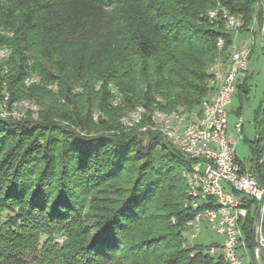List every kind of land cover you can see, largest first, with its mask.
<instances>
[{
    "label": "trees",
    "instance_id": "obj_1",
    "mask_svg": "<svg viewBox=\"0 0 264 264\" xmlns=\"http://www.w3.org/2000/svg\"><path fill=\"white\" fill-rule=\"evenodd\" d=\"M263 5L0 0L1 109L37 106L0 116V264H229L184 238L189 161L150 115H199L210 70L233 42L224 11L240 31L255 24L261 33ZM28 75L38 81L26 85ZM236 87L246 91V79ZM138 106L139 122L124 126ZM256 125L248 169L263 184L264 109ZM247 207L241 226L252 251L257 201Z\"/></svg>",
    "mask_w": 264,
    "mask_h": 264
},
{
    "label": "built area",
    "instance_id": "obj_2",
    "mask_svg": "<svg viewBox=\"0 0 264 264\" xmlns=\"http://www.w3.org/2000/svg\"><path fill=\"white\" fill-rule=\"evenodd\" d=\"M241 25L242 22L239 27H232L231 21V32L238 34ZM246 48L245 42L240 46L235 45V50L231 55L232 81H224V85L218 90V97H213L214 107L217 98H224L220 115H207V120L202 125H194L193 122L190 131H186L183 136H178L182 138V142H186V149H181L180 152L192 156L197 170V182L195 187H191L195 209L205 208V219L222 237L221 242L205 245L202 250L206 253L221 255L227 263L236 261V264H242V254L246 253L244 232L241 226L246 212L239 210V203L255 200L258 206L262 184L248 167L239 159H234L233 144L236 140L230 137L223 139V148H216V135H221L222 120L228 118V107L237 89L234 87V78H241V83L246 79L248 70V65H245ZM223 70L224 68L222 76ZM0 114L11 115L2 112L1 103ZM233 128L236 132L242 131L241 117L235 122ZM214 201L232 203L233 211L221 212L213 209ZM195 209L191 210L192 215L190 216L192 233H195L197 225ZM231 227L239 228V236H231ZM242 248L245 252L241 251ZM252 255L256 264H264V239L260 235H257V245L254 246Z\"/></svg>",
    "mask_w": 264,
    "mask_h": 264
},
{
    "label": "bare ground",
    "instance_id": "obj_3",
    "mask_svg": "<svg viewBox=\"0 0 264 264\" xmlns=\"http://www.w3.org/2000/svg\"><path fill=\"white\" fill-rule=\"evenodd\" d=\"M214 12L211 13L213 15ZM224 14L227 16V25L231 28V21H232V27H236L238 25V20L232 15H228L226 11H224ZM224 44V40L222 38H219L217 41V46L221 48ZM235 50V45L232 47V53ZM8 53L7 49L2 48L0 49V56H6ZM250 56V48H246V58H245V65H248V60ZM219 60V59H218ZM217 60V61H218ZM216 64V63H215ZM215 64L211 68V79L210 84L213 87L212 93L203 101L200 105V114H194L189 119L188 113L182 112L178 110H172L169 112L163 111L158 107H154L151 111L150 119H151V128L154 130H157L158 132H161L173 145L177 147V149L180 151L181 149H186V142H182V138L178 136H183L186 131H190L194 125H202L204 121L207 120V115L211 116H219L220 115V108L224 105V98H217L215 101V107L213 97H218V90L221 86L224 85V81H232V72H231V56H230V63L227 66L226 69L223 70V76L221 75L222 70H215ZM236 79L234 78V87H236ZM36 78L32 75H28L24 79V83L26 85L35 83ZM161 100V99H160ZM23 105L30 109L31 107H34L31 102L27 100H22ZM160 102V101H159ZM157 106V104H156ZM177 109V108H176ZM144 107L138 106L134 111L129 113L128 115H124L121 118V123L124 126H132L134 123L139 122L141 114L144 112ZM7 114H13V115H19V112H16V110H12L11 112H3ZM194 113V112H193ZM199 113V112H197ZM1 117H4L5 115L0 114ZM227 124H228V118H223L222 120V126H221V135H216V148H223V139L227 138ZM174 127V129H173ZM146 127H143V130H145ZM173 129V130H172ZM233 152H234V159H238L235 156V144H233ZM182 153V152H181ZM185 158L189 161V166L187 169H185L182 173L183 178L187 185V200L185 202V206H188L190 210L195 209V200L193 193L191 192V187H195V183L197 182V170L195 169V163L191 155H185L182 153ZM263 199L264 204V183L262 184V190L259 193L258 197V203L259 201ZM248 203H239V210L248 212ZM262 204V208H263ZM213 209L219 210L221 212H228L233 211V204L228 203V201H214L213 202ZM195 217L197 218V225L195 229V233L191 234L192 238H196L199 233L201 232V221L205 219V208H198L195 209ZM262 222V221H261ZM185 230H190L191 228V217L186 220L184 224ZM259 235L264 239V234L262 231H260ZM231 236H239V228L238 227H231ZM204 253L205 250H203ZM209 255H216L215 253H207ZM229 264H236V261H229Z\"/></svg>",
    "mask_w": 264,
    "mask_h": 264
},
{
    "label": "rangeland",
    "instance_id": "obj_4",
    "mask_svg": "<svg viewBox=\"0 0 264 264\" xmlns=\"http://www.w3.org/2000/svg\"><path fill=\"white\" fill-rule=\"evenodd\" d=\"M263 9H264V5H263ZM263 20H264V11H263ZM254 26L256 27L255 24ZM233 35L235 36L237 34H233ZM258 35L263 36V29L261 33L258 32ZM235 41H236V38H235ZM233 45H235L234 42H232L231 44L230 53L226 61H221L220 59L216 61V64L214 66L215 70H222L223 68L224 69L227 68V66L230 63V56H231ZM250 46H251V42L249 40L247 42L246 47L249 48ZM248 63H249L248 70L246 74L247 75L246 76L247 90L243 91L242 89L237 88L233 95L232 102L228 108V124H227V133H226L228 139L230 137L231 139L236 140L235 141V156L246 167H249L250 156H251V152L249 148V141L253 140L256 137V134H257L256 122L262 118L263 109H264V50H263L260 40H258L255 43L254 51L249 57ZM37 78L35 82L38 81ZM52 85L53 84H51L50 86ZM53 87L55 88V85ZM22 102L23 101L13 103L11 111L16 110V112H19V108H27L23 105ZM32 105L34 106L35 104L32 103ZM258 108H261V112H260V115H258L257 117L258 120H255V112ZM1 110L2 112L4 111L8 112L4 107ZM30 110H37V106L35 105L34 107H31ZM179 111H182V110H179ZM131 112L132 111L126 113L125 115H128ZM182 112L188 113L186 111H182ZM193 115L194 114L188 113L189 119L193 118L192 117ZM240 117L242 119V131L236 132L233 127H234L235 122ZM262 160H264L263 156H262ZM96 197H100V196H93V198H96ZM92 205H94V203ZM91 211L92 210L91 209L89 210L87 206V208L85 209V212L91 215L92 213ZM262 223H263V208H261L259 220L256 222V224L253 222V225H252V230L250 233L251 235L250 243L252 244V251L249 247L247 248L246 246V253L242 254V264H248L249 259H247L246 257L247 255L248 257L249 255L252 256L251 253H253V248H254L253 230L255 227L256 240H257V235H259L260 231H262ZM191 234H192L191 230L183 231L184 238L191 244L209 245L214 242L222 241L221 235L215 232V230L210 226V224L208 223L206 219H203L201 221V232L199 233V235L196 238H192ZM244 241H245V245H247L249 242V239L248 240L245 239V235H244ZM241 251L245 252L244 248H242Z\"/></svg>",
    "mask_w": 264,
    "mask_h": 264
},
{
    "label": "crops",
    "instance_id": "obj_5",
    "mask_svg": "<svg viewBox=\"0 0 264 264\" xmlns=\"http://www.w3.org/2000/svg\"><path fill=\"white\" fill-rule=\"evenodd\" d=\"M235 38H236V41H235ZM232 39H233L234 44L237 45V46L242 45L244 42L247 45V42L250 40V42H251V46L249 47L250 48V56L253 53L255 43L258 40L261 41V44H262V47H263V50H264V38H263V36L258 35V33L256 32V27L254 25L251 26V29L250 30L239 32L235 36L233 35L232 36ZM246 85H247V82H246ZM214 243H216V242H214ZM246 257H247V259H249L248 256H246ZM248 264H249V260H248Z\"/></svg>",
    "mask_w": 264,
    "mask_h": 264
},
{
    "label": "water",
    "instance_id": "obj_6",
    "mask_svg": "<svg viewBox=\"0 0 264 264\" xmlns=\"http://www.w3.org/2000/svg\"><path fill=\"white\" fill-rule=\"evenodd\" d=\"M263 3H264V0H262ZM263 38H264V30H263ZM262 204H263V199H261L258 203V206H257V210H256V213H255V217H254V223L256 224V222L259 220L260 218V213H261V208H262ZM253 244L254 246L257 245V240H256V232H255V227H254V230H253Z\"/></svg>",
    "mask_w": 264,
    "mask_h": 264
}]
</instances>
